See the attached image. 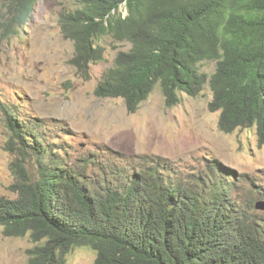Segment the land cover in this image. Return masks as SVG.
Here are the masks:
<instances>
[{
  "label": "trees",
  "instance_id": "16d2710c",
  "mask_svg": "<svg viewBox=\"0 0 264 264\" xmlns=\"http://www.w3.org/2000/svg\"><path fill=\"white\" fill-rule=\"evenodd\" d=\"M37 1L5 0L2 39L28 23ZM123 2L124 18L118 13ZM78 4L61 12L59 25L73 43L68 64L82 79L103 60L97 45L103 37L130 44L102 75L96 97L122 98L133 114L156 84L167 107L179 103V92L197 97L208 86L218 129L228 134L256 127L258 144H264V0ZM207 61L215 64L211 75L199 69ZM4 112L9 150L33 155L38 166L34 177L24 172L12 186L16 199L0 197L3 236L28 234L34 244L25 264H65L78 247L95 252L93 264H264L263 216L230 201L229 186L239 178L217 161L185 175L153 155L108 157L92 172L86 161L65 168L47 158L44 131L33 133L43 129L38 120ZM249 190L264 200L261 186Z\"/></svg>",
  "mask_w": 264,
  "mask_h": 264
},
{
  "label": "rangeland",
  "instance_id": "374dc122",
  "mask_svg": "<svg viewBox=\"0 0 264 264\" xmlns=\"http://www.w3.org/2000/svg\"><path fill=\"white\" fill-rule=\"evenodd\" d=\"M5 0H0L2 8ZM79 0H39L29 22L16 35L0 37V197L16 199L12 186L28 173L37 174V161L9 150L11 137L4 110L18 119L38 120L44 131L47 158L65 168L85 161L89 171L108 157L153 155L169 159L185 175L204 168L210 160L235 172L239 182L229 186L228 198L247 214L263 216L254 208L263 203L249 187L261 186L264 194V144H258L256 129H237L225 134L218 129L219 112H211L208 86L192 97L179 92L180 101L165 105L160 86L155 85L139 109L128 113L122 98H99L94 89L116 54L130 44L103 37V60L90 66V77L82 79L68 64L73 43L63 37L61 12L78 8ZM123 10V8H122ZM199 69L211 75L215 64L203 62ZM44 122V125L41 122ZM109 160V159H108ZM94 162V163H93ZM27 171V172H26ZM29 235L4 237L0 228V264H25L32 248ZM95 252L88 247L73 249L65 264H93Z\"/></svg>",
  "mask_w": 264,
  "mask_h": 264
},
{
  "label": "clouds",
  "instance_id": "9594fccd",
  "mask_svg": "<svg viewBox=\"0 0 264 264\" xmlns=\"http://www.w3.org/2000/svg\"><path fill=\"white\" fill-rule=\"evenodd\" d=\"M122 8H123V10H122ZM115 12V10H113V13ZM118 13H120L121 14V16H122V18H124L126 15H127V8H126V3L125 2H123L120 6H119V8H118ZM30 20V19H29ZM29 22V21H28ZM25 26V25H24ZM23 27V26H22ZM20 29V28H19ZM18 29V30H19ZM18 32V31H17ZM68 40V39H67ZM100 41V40H99ZM98 41V42H99ZM72 42V41H71ZM98 45V44H97ZM100 46V45H99ZM103 48V47H102ZM104 49V48H103ZM91 66V65H90ZM72 67V66H71ZM73 68V67H72ZM76 71V70H75ZM89 74H90V70H89ZM157 85V84H156ZM159 85V84H158ZM155 87V86H154ZM154 89V88H153ZM161 89V88H160ZM153 91V90H152ZM162 92V91H161ZM151 94V93H150ZM149 97V96H148ZM148 99V98H147ZM146 99V100H147ZM145 100V101H146ZM144 101V102H145ZM142 104V103H141ZM253 128V127H252ZM255 129H256V127H254ZM250 129V128H249ZM223 133V132H222ZM229 134V133H228ZM261 146V145H260ZM254 208H255V206H254ZM256 209V208H255Z\"/></svg>",
  "mask_w": 264,
  "mask_h": 264
},
{
  "label": "water",
  "instance_id": "95a60500",
  "mask_svg": "<svg viewBox=\"0 0 264 264\" xmlns=\"http://www.w3.org/2000/svg\"><path fill=\"white\" fill-rule=\"evenodd\" d=\"M257 210H264V203L258 202L255 204Z\"/></svg>",
  "mask_w": 264,
  "mask_h": 264
},
{
  "label": "bare ground",
  "instance_id": "6f19581e",
  "mask_svg": "<svg viewBox=\"0 0 264 264\" xmlns=\"http://www.w3.org/2000/svg\"><path fill=\"white\" fill-rule=\"evenodd\" d=\"M142 263V262H141Z\"/></svg>",
  "mask_w": 264,
  "mask_h": 264
}]
</instances>
